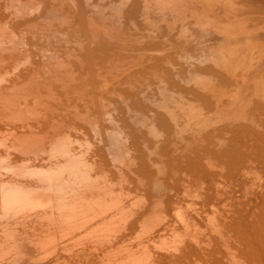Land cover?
<instances>
[{
    "label": "rangeland",
    "instance_id": "obj_1",
    "mask_svg": "<svg viewBox=\"0 0 264 264\" xmlns=\"http://www.w3.org/2000/svg\"><path fill=\"white\" fill-rule=\"evenodd\" d=\"M0 188V264H264V0H0Z\"/></svg>",
    "mask_w": 264,
    "mask_h": 264
},
{
    "label": "bare ground",
    "instance_id": "obj_2",
    "mask_svg": "<svg viewBox=\"0 0 264 264\" xmlns=\"http://www.w3.org/2000/svg\"><path fill=\"white\" fill-rule=\"evenodd\" d=\"M209 12V11H208ZM206 13V12H205ZM218 13V12H217ZM207 14V13H206ZM209 14V13H208ZM210 15V14H209ZM214 16H217L216 15V13L214 14ZM222 78V77H221ZM221 78H219V80L221 79ZM225 77H223L222 79H224ZM227 78V77H226ZM221 79V80H222ZM236 79V78H235ZM224 80H226V79H224ZM233 81V80H232ZM223 82V81H222ZM235 82H237V81H235ZM224 83V82H223ZM221 83H219V85H220ZM227 85V83H224L223 84V86L224 85ZM213 85V84H212ZM219 87V86H218ZM205 88H208V87H205ZM204 89V88H203ZM211 91H213V90H211ZM207 92H209V91H207ZM194 93V92H193ZM210 93L211 92H209V95H210ZM215 93V92H214ZM211 94H213V93H211ZM39 127H41V125H39ZM38 127V128H39ZM5 158V157H4ZM7 158V157H6ZM8 159V158H7ZM51 184H52V182H51ZM57 184V183H56ZM51 186V185H50ZM49 186V187H50ZM53 186V187H52ZM52 186L49 188V190L52 192L51 194L48 192V194H49V197H50V200L53 198V200L57 203L56 205L58 206V208H66V203L64 204V203H62V198H60L59 199V194H61L62 192H61V189H59L58 187H57V185H55V184H52ZM16 192H18V193H15L16 195H14L13 194V196H9L10 194H6L5 192H4V190H1V188H0V196H1V198H0V210H4V211H6L7 210V208H5L7 205H12L13 207L14 206H18V207H20V206H23V205H31V206H36V205H41V203H42V201L43 200H39V199H36L35 197H33V196H31V194H30V192H23V191H16ZM13 193V192H12ZM46 193V192H45ZM50 195H52V198H51V196ZM61 201V202H60ZM212 201V200H211ZM213 201H214V198H213ZM215 202V201H214ZM12 207V208H13ZM69 207H70V205H69ZM69 207L68 208H66V209H69ZM5 208V209H4ZM10 209V208H9ZM19 209V208H18ZM253 238L250 236V237H248V243H249V245H250V249H249V251H252L253 252V250L255 251L258 247L260 248V250H262V248H261V246H259V245H257V243L255 242V240H252ZM244 245V244H243ZM238 248V247H237ZM246 248V247H245ZM247 249V248H246ZM239 251H241V252H245L246 250L245 249H241V250H239ZM262 252L264 253V251L262 250ZM14 259V258H13ZM16 259V258H15ZM17 260V259H16ZM25 260H27V259H25ZM141 262V261H140ZM26 263V262H25ZM7 264V263H6ZM15 264V263H14ZM132 264H134V263H132Z\"/></svg>",
    "mask_w": 264,
    "mask_h": 264
}]
</instances>
